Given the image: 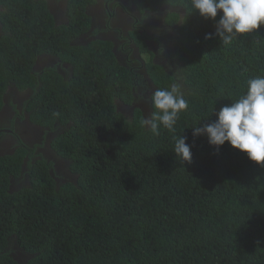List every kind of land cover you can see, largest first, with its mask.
<instances>
[{"label": "trees", "instance_id": "trees-1", "mask_svg": "<svg viewBox=\"0 0 264 264\" xmlns=\"http://www.w3.org/2000/svg\"><path fill=\"white\" fill-rule=\"evenodd\" d=\"M4 1L0 110L9 86L31 87L35 123L63 125L51 146L76 181L58 184L43 160L30 165L31 186L11 192L9 176H19L24 157L0 158V264H20L8 251L13 242L28 256L23 264H264V167L227 142L217 152L207 136H193L247 91L250 78L264 75V25L224 47L215 35L205 39L215 21L191 0H138L148 11L164 9L176 27L165 50L175 70L152 56L147 75L155 90L180 84L188 102L174 132L161 125L153 135L140 109L128 117L115 105L141 100L142 75L121 66L106 43L70 45L90 27L87 0L70 1L77 4L68 27L55 23L44 1ZM70 49L78 56H66L76 69L71 82L51 73L47 83L33 72L40 54ZM182 135L190 164L173 151Z\"/></svg>", "mask_w": 264, "mask_h": 264}, {"label": "flooded vegetation", "instance_id": "flooded-vegetation-1", "mask_svg": "<svg viewBox=\"0 0 264 264\" xmlns=\"http://www.w3.org/2000/svg\"><path fill=\"white\" fill-rule=\"evenodd\" d=\"M38 1L45 2L58 26L70 25L71 0ZM87 1L84 8L90 17V27L87 32L71 39L70 45L77 48L87 47L98 41L106 43L121 66L131 67L135 75H142L140 86L142 90L139 92L140 97L143 94V98L138 99L133 105L120 101L115 105L117 111L125 116L132 117L133 111L138 108L148 117L152 106L147 98L154 92L155 87L147 75L146 63L153 56L154 63L163 66L169 73L171 69L175 70V67H171V53L165 50L171 48L172 43L167 39L175 34L176 27L167 24L164 9L148 11L138 4V0ZM4 2L0 0V39L5 36L1 19L3 12L7 11ZM140 44L147 47L145 52L138 46ZM68 53L70 59L78 58L72 49L70 52L64 50L59 55L51 52L40 54L36 57L33 72L44 75L47 83L51 73L71 82L76 78V69L67 61ZM33 93L31 87L21 91L14 85L9 86L0 110V158L18 157V154L24 157L19 176L17 178L9 176L11 192L31 186L33 174L30 165L35 167L38 161L43 160L47 161L49 167L51 166L50 173L58 184L76 181V177L70 171L69 162L59 156L51 146L52 140L63 129V125L57 121L54 125L55 130H51L35 123L33 112L29 109V100ZM9 245L8 251H11V255L20 264L25 263L28 258L25 252L15 242Z\"/></svg>", "mask_w": 264, "mask_h": 264}, {"label": "clouds", "instance_id": "clouds-1", "mask_svg": "<svg viewBox=\"0 0 264 264\" xmlns=\"http://www.w3.org/2000/svg\"><path fill=\"white\" fill-rule=\"evenodd\" d=\"M191 6L205 20L215 21V33L206 34L205 39L210 40L215 35L224 47L264 25V0H191ZM218 13L220 18L217 21ZM147 99L154 111L140 121L141 125L153 135L160 134L161 125L174 132L180 113L188 108L180 84L157 89ZM213 116L215 119L210 123L194 127L193 136H207L209 145L217 152L227 142L232 148L246 153L250 161L264 167V75L250 78L247 91L230 105L219 111L215 109ZM174 140L176 158L182 164H190L192 152L186 143L187 137L182 135Z\"/></svg>", "mask_w": 264, "mask_h": 264}, {"label": "rangeland", "instance_id": "rangeland-1", "mask_svg": "<svg viewBox=\"0 0 264 264\" xmlns=\"http://www.w3.org/2000/svg\"><path fill=\"white\" fill-rule=\"evenodd\" d=\"M76 4H77V3H74V4L71 6V9H72L74 6H76Z\"/></svg>", "mask_w": 264, "mask_h": 264}]
</instances>
